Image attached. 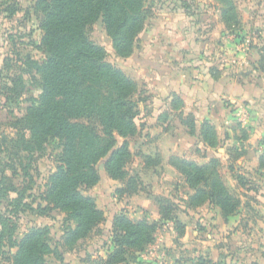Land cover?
<instances>
[{"label": "trees", "instance_id": "trees-1", "mask_svg": "<svg viewBox=\"0 0 264 264\" xmlns=\"http://www.w3.org/2000/svg\"><path fill=\"white\" fill-rule=\"evenodd\" d=\"M214 1L220 7V20L225 30L231 32L239 28L234 0ZM144 5L145 0H35L32 5L31 13L41 31L36 49L43 59L26 56L19 61L22 67L9 77L2 93L13 103L22 97L29 80L38 86L40 93L38 98L28 99L29 105L15 123V139L10 142L15 150L19 147L39 149L56 142L60 149L58 165L49 176L42 195L46 206L39 208L44 213H64L66 223L71 226L64 227L59 253L47 242L45 228H32L13 243L14 253L3 259L1 239L5 224L0 219V264H4L3 261L48 264L45 258L49 255L61 262L64 253L75 251L90 239L105 216L95 201L82 191L100 182L102 160L105 163L101 167L108 179L121 184V188L115 190L118 197L132 196L142 190L140 178L126 170L131 158L128 139L137 136L139 130L135 123L137 85L106 61L104 49L89 39V30L101 20L116 55L126 59L133 54L147 18ZM4 12L11 18L18 9L7 7ZM212 72L218 77V72ZM171 97L178 100L175 95ZM199 137L205 147L214 149L219 144L214 128L207 121L201 123ZM118 138L122 140L120 145ZM144 159L150 164L151 159ZM168 164L192 191L186 201L188 210L208 205L218 209L225 221L236 214L240 200L225 185L217 159L198 165L171 157ZM260 165L264 166L263 157ZM228 170L233 173L231 167ZM235 180L241 184L240 177ZM162 202L168 206L165 211ZM156 204L160 221L173 222L178 236H182L184 226L177 215H169L174 205L164 198L157 199ZM155 231V222L133 221L121 213L112 220L110 242L113 251L105 259L91 260L87 255L83 261L85 264H125L130 259L136 264V255L154 242ZM194 264L224 263H212L200 257Z\"/></svg>", "mask_w": 264, "mask_h": 264}, {"label": "rangeland", "instance_id": "rangeland-1", "mask_svg": "<svg viewBox=\"0 0 264 264\" xmlns=\"http://www.w3.org/2000/svg\"><path fill=\"white\" fill-rule=\"evenodd\" d=\"M34 3L35 0H0V219L4 221L5 224L3 228V238L1 239L3 259L7 258V255H12L14 253L16 248L13 246V243L18 242L23 234L32 228H45L48 232L46 235L47 242L52 249H55L57 253H59L62 249L60 241L64 227L67 224L71 226L70 223H66V216L64 213L57 211H46L44 213L40 209L46 206L45 202L42 201V195L48 183L49 176L55 171L58 165L60 149L57 147L56 142H49L43 145L42 148H34L31 150H22L21 147L15 150L12 142H10L15 139V123L22 117L24 109L29 105L28 99L38 98L40 93L38 86L33 84L30 80L27 82L25 87L26 90L22 97L13 103L7 101L2 93L3 87L8 85L9 77L12 76L14 71L22 67L19 61L22 62L26 56H30L36 60L43 59L41 53L36 49L40 43L41 31L38 29V23L31 13V7ZM234 3L238 10V21L240 25L238 26L239 28L235 27L233 29L235 31H225L229 35L238 37L247 48V45H250V37L253 30L249 31L246 36H242L241 38L238 36L239 32L242 31L241 27L246 26L247 13H251L252 10L258 11V9L262 8L264 0H234ZM144 6L147 12V18L144 22L143 30L153 21L158 24L162 23L166 14H170L168 16L172 17L173 23H176V25L180 23L177 26H181L184 36H187L191 41L196 40L198 43L201 41L204 42L206 39L208 21L214 19V17H218L221 22L219 13L220 7L214 0H145ZM7 7H15L18 9V13L8 18L7 14L4 12ZM253 33H256L254 36L258 37V32L253 31ZM89 39L94 44L104 49L105 59L108 63L122 70L127 76L131 75L130 71L132 69L130 70V66L132 65L131 63L127 64V59L130 56L125 59L116 55L111 40L105 33L101 20H98L91 26L89 30ZM137 46H139V44L136 45V48L140 49ZM135 50L133 54L137 57H141L143 51ZM198 51H200L203 57L208 58L207 54L204 55L203 52H201V46L198 48ZM157 55H162V52H157ZM27 78L28 77H26V79ZM136 85L138 92L134 96V100L138 101V115L135 119V123L139 128L138 135L141 136L144 133V126H146L148 121H156L160 124V130H170L180 139L181 145L177 148L180 149V154L183 157L177 158H186L185 160L187 161L203 165V159L206 158L205 153L208 151L209 154H212L214 151H211V148L203 146L199 137L201 124L197 125L191 114L187 115L184 113L183 102L180 99L177 100L176 98L173 99L170 97V102L168 106H166L167 108L161 109V107L160 110L158 109L156 111L155 107L158 106L157 102L154 105V109L150 110L149 106H147L148 104L144 105L148 98L146 89L144 88L145 84H143L141 80H138L136 81ZM158 111L160 113L156 116L157 114L154 113H158ZM191 119L194 121H191ZM82 122H84L83 119L81 123ZM207 122L210 124L209 121ZM153 123L155 122H152V124ZM173 123L175 124L172 125ZM210 125L217 134L216 126ZM156 131L147 132L148 139L145 141L151 140L149 137L153 133H156ZM219 131L220 129L218 132ZM190 133L194 135H190ZM217 137L219 140L220 138L218 135ZM130 139L131 138L128 139V143L131 150V158L127 163L126 170L131 175L136 174V172L138 174L140 173L142 179L141 189L145 192L142 194L143 197L148 194L150 200L155 202V204L157 199L160 200L164 198L174 205V207L170 209L171 212L169 211V215H178V217L188 225V230L185 234L186 237L182 246H188L195 239L201 237L200 240L202 243L199 246L201 253H205L204 249H209L211 245L215 248L219 246L224 248L226 246L228 250L242 248L251 254L264 250V235L257 233L258 226L253 219L254 212L258 211L255 210L258 197L263 196L262 190L259 187L256 188V181H258L260 177L258 174H246L237 169L236 162L244 151L242 146L240 148L233 146V152L231 153L232 161H228L229 163L221 162L220 158H211L217 159L220 175L230 193L240 200V207L236 214L231 217L233 219L231 220V224H228L224 230L219 229L220 225H214L213 229L217 228L215 229L217 232L215 235H217V237L213 239L214 242H210L207 236L213 235L212 229L210 230L211 225L208 226V224L200 222L199 220L198 222H195V220L192 221L190 215H184L187 209L186 201L189 196L192 195V191L184 184V178L177 173L176 175H168L165 169L162 170L163 168L161 169L162 171L156 170L155 172H151L152 169H149V171L144 169L142 166L144 163H147L144 159V155H154V146L152 144L137 146L138 142ZM117 143L120 145L122 140L118 138ZM220 143L219 140L218 146ZM104 163L105 160H102L99 164L100 181H111L102 170L101 165ZM228 167L232 168L233 173L226 172ZM235 177H240L241 184L238 185ZM105 183L103 182V185H106ZM113 187V185H108V191L106 194H102L100 198H110ZM156 194H158V196H156ZM123 200L126 201L125 199ZM167 207L168 206L162 202V209L164 211ZM174 209L175 212L173 213ZM205 210L206 206H203L196 210L195 213H198V217L205 219L208 215H205ZM210 211L209 215H212L214 210ZM134 212L138 213L139 211L135 209ZM144 219L147 220L146 218ZM1 220L0 222H2ZM132 220L137 221L135 218H132ZM148 222L152 223L150 221ZM160 222H155L156 230L159 229V231L157 234L155 231L154 234H156V239L161 238L166 240L169 245L173 242V235L168 231L169 228L167 224H165V229H163L164 225ZM195 230H197L198 236L192 234ZM109 243L110 236L106 230V224H104L101 227L99 226L89 240L78 246L75 250L76 253H72L67 256V258H72V260H86L88 255L92 257L91 260H97L98 258H102L104 254L109 251ZM149 246L150 245L146 246L144 251H147ZM163 249L164 251H168V249L171 250V248ZM233 252L235 251L229 250L228 255ZM262 253H264V251ZM237 256L239 255L237 254ZM177 259L181 258L178 257ZM45 260L48 264L54 263V258L50 255L47 256ZM178 261L179 260H175L174 263L176 264ZM3 263L8 264L5 261H3ZM169 263L172 264V261ZM125 264H133V262L129 259Z\"/></svg>", "mask_w": 264, "mask_h": 264}, {"label": "crops", "instance_id": "crops-1", "mask_svg": "<svg viewBox=\"0 0 264 264\" xmlns=\"http://www.w3.org/2000/svg\"><path fill=\"white\" fill-rule=\"evenodd\" d=\"M168 15L170 14H166L168 18L165 17L162 23L158 24L155 21L149 23L148 27L139 34L137 47L140 49L136 48L135 51L142 50L143 54L141 57L138 56L139 58L132 54L127 59V64L132 65L131 75L128 77L135 82L141 80L145 84L148 98L144 105L148 104L150 110L154 109L157 102L156 111L161 107L164 109L170 102L169 98L175 95L183 102L184 113L191 114L197 125L209 121L216 126L221 143L217 148L211 149L214 151L212 154L208 151L205 153L204 163L211 158H220L221 162L229 163L233 146L244 148L236 162V167L243 173H255L260 177L256 181V188L262 190L263 196L258 197V202L255 204V210L258 211L254 212L253 219L258 226L257 233L264 235V166L260 165V158L264 159V5L258 11L252 10L251 13H247L246 26L241 27L242 31L239 32L240 38L246 36L249 31L258 32L257 37L252 31L250 45H247V48L238 37L229 35L225 31L218 17L208 21L206 39L198 43L184 36L181 26H177L180 23L176 25ZM200 46L201 52L207 54L208 58L200 54L198 51ZM160 51L162 55L159 56L157 52ZM212 70L219 73L218 77L213 76ZM159 113L158 111L154 114L158 116ZM144 127L141 136L130 139L137 141V146L145 144L154 146V155H144V158L151 159L150 164L144 163L142 167L147 171L152 169L151 172L165 169L168 175H176L177 172L168 162L171 157H183L180 149L177 148L181 145L180 139L170 130H160V124L156 121H148ZM153 131L156 133L149 137L151 140L145 141L148 139L147 132ZM226 172L230 173L228 168ZM136 174L142 180L140 173L136 172ZM103 182H106V185H103ZM108 185L114 186L110 198H100L108 191ZM118 188H121V184L111 180L100 181L95 187L82 191L85 196L91 197L97 208L104 213L105 220L100 227L106 224L109 236L113 218L121 213L131 220L146 218L150 222H160L158 206L150 200L148 194L142 196L145 193L143 189L132 196L118 197L115 194ZM204 206H206L205 215L208 214L205 219L195 213L203 206L195 210L186 209L184 215H190L192 221L199 220L208 226L211 225L210 230L212 229L213 235H208L207 238L210 242H214L213 239L217 237L215 235L217 228L213 229L214 225H220L219 229L224 230L233 219L230 217L225 221L218 209ZM135 209L139 212L135 213ZM210 210H214L212 215H209ZM177 218L184 226L183 235L178 236L173 222H160L164 225L163 229L167 224L168 231L173 235V242L168 245L166 240L156 239L159 231L157 229L154 242L149 249L136 255V264H170V261L173 264L175 260H179L176 264H194L200 257L212 263L264 264V253H262L264 250L251 254L237 247L239 248L237 250L229 249L235 251L230 253L232 255L230 256L226 246L215 248L211 245L209 249H204L205 253H201L199 250L201 237L188 246H182L188 225L178 215ZM192 234L198 236L197 230ZM109 245V251L102 259L113 251L111 242ZM163 248H171V250L164 251ZM72 253L76 251L64 253L63 260L61 262L54 260L53 264H85L84 259H68L67 256ZM178 257L181 259H177Z\"/></svg>", "mask_w": 264, "mask_h": 264}]
</instances>
